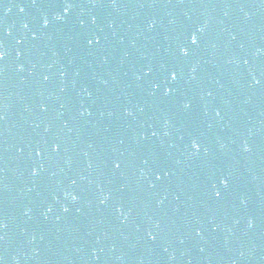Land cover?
I'll return each mask as SVG.
<instances>
[{
  "label": "water",
  "instance_id": "1",
  "mask_svg": "<svg viewBox=\"0 0 264 264\" xmlns=\"http://www.w3.org/2000/svg\"><path fill=\"white\" fill-rule=\"evenodd\" d=\"M0 236L10 264H264V0H0Z\"/></svg>",
  "mask_w": 264,
  "mask_h": 264
},
{
  "label": "snow or ice",
  "instance_id": "2",
  "mask_svg": "<svg viewBox=\"0 0 264 264\" xmlns=\"http://www.w3.org/2000/svg\"><path fill=\"white\" fill-rule=\"evenodd\" d=\"M20 10L23 11L24 9L21 8ZM46 24H47V22H45V26H46ZM197 42H198V41H197V37H196L195 35L192 36V37H191V43H192L193 45H196ZM97 43H99V41H97ZM181 51H182V53H183L184 56H187V55H188V52H187V51H185V50H183V49H182ZM171 79H172V80H176V75L173 74V75L171 76ZM257 83H259V81H257ZM168 94H169V90H166V91H165V95H168ZM185 107L187 108L188 106L185 105ZM193 147L195 148V147H197V145L194 143V144H193ZM116 167L119 168V164H117ZM217 195H219V193H217ZM73 199H75V197H73ZM65 211H67V209H65Z\"/></svg>",
  "mask_w": 264,
  "mask_h": 264
}]
</instances>
